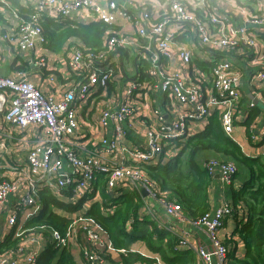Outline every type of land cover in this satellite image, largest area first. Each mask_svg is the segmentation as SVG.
<instances>
[{
    "label": "built area",
    "instance_id": "2783aa9c",
    "mask_svg": "<svg viewBox=\"0 0 264 264\" xmlns=\"http://www.w3.org/2000/svg\"><path fill=\"white\" fill-rule=\"evenodd\" d=\"M105 1L106 5L102 6L99 0H40L38 10L28 20H20L18 24L17 48L20 51L34 50L44 45L45 37L38 18L45 14V10L47 17L54 20L68 18L72 12L86 11L92 16V21L112 29L105 33L103 51L84 53L85 50L81 48L72 51L66 66L81 79L67 87L60 101L43 94L24 77L14 80L0 75V114L3 121L21 130L37 127L45 135L42 146H34L28 151L26 168L20 172V176L0 182V214L7 198L16 192L19 183L26 188L18 203V213L21 215L13 214L7 219L10 228L16 226L20 219L28 220L39 213L42 207L41 191L49 190L59 199L76 203L92 193L98 175L104 177L105 190L109 194L136 190L142 195L144 191L147 195H142L144 206L140 214L147 213L146 202L151 199L163 207L168 217L183 221L181 206L174 199H168L166 194L158 192L144 174L142 166L165 162L172 155L170 151L163 154L167 143L187 137L192 124L206 123L214 113H217L224 133L232 138L240 100L238 73L228 61L220 60L214 63L209 76L206 75L192 65L191 51L176 45L175 38L177 35L187 38L188 34H192L196 45L209 52L225 55L247 52L258 56L262 51L257 36L250 33L248 27L263 31L264 15L247 17L245 26L233 28L215 15H208V18L205 17L207 20L199 18L182 0H169L166 3L156 0ZM119 19L131 23L135 36L140 39L139 55L146 63L148 80H138L137 74L136 79L124 87L114 108L106 101L101 102L98 127L102 133L112 128L114 135L102 138L88 156L78 157L69 146L71 138L78 131L77 103L84 101L91 90L101 97L107 95L109 83L118 70L121 72L112 60L120 50L129 46L127 37L119 29ZM263 55L259 61L255 60L258 68L250 80L254 86L264 84ZM172 56H176L183 65V71L165 67L164 61ZM153 92L164 94L171 102L187 108L172 117L169 123L165 121L169 114L165 115L161 108H154L151 116L155 120V128L146 132L144 147L128 149L121 144L125 134L122 126L136 111L133 100L137 98L144 103ZM93 107L96 108L95 104ZM256 138L254 136V142ZM261 156L264 159V150ZM206 168L209 174L218 176L226 186L233 183L237 172L232 163L210 161ZM240 211L242 217L238 218ZM237 212L238 220L245 219L242 208ZM235 213L232 204L223 202L213 212L197 221L188 222L205 231L207 246H193L180 238L178 247L192 250L196 254L197 264H228V247L219 237V231L225 219ZM130 223L126 224L127 230ZM77 230L83 235V244L77 243ZM24 233L19 227L13 238L22 237ZM26 234L27 238L14 249L0 252V264H35L46 245L47 234L57 247L70 245L77 250L85 264H110L106 256L107 252L113 251L112 247L102 238L100 227L81 214L73 217L71 228L65 236L44 226L29 230ZM119 252L124 253V250Z\"/></svg>",
    "mask_w": 264,
    "mask_h": 264
},
{
    "label": "crops",
    "instance_id": "0c3cea01",
    "mask_svg": "<svg viewBox=\"0 0 264 264\" xmlns=\"http://www.w3.org/2000/svg\"><path fill=\"white\" fill-rule=\"evenodd\" d=\"M187 8L192 10L199 18L207 20L208 15H215L227 26L236 28L245 26L247 17L254 15H264V0H182ZM40 0H21L15 2L13 0H0V75L6 78L20 80L24 77L29 83L36 86L43 94L52 96L55 101H60L67 87L79 82L78 75L67 69L66 62L71 53L75 49L81 48L80 43L72 40L69 42L70 47L64 48L60 53H53L43 46H38L34 50L20 51L17 48L18 41V24L20 20H26L34 11L38 10ZM100 5L105 6V0H99ZM24 10V15L19 13V10ZM30 11V12H29ZM29 12V13H28ZM42 17H47V10ZM41 14V13H40ZM207 17V18H205ZM51 19V18H48ZM70 21L88 24L92 21V16L89 12L79 11L72 12L68 18ZM54 20V19H52ZM118 26L121 32L127 37L129 46L125 49L124 57L119 53L114 57L113 65H118L119 70L116 72L113 80L107 88V95L110 94L111 99L107 101V105L115 107L119 96L125 86L132 80H135L138 73L137 62H142L138 45L140 39L135 36L133 26L124 19H119ZM248 31L256 34L259 48L262 53L258 56L249 55L247 52H241L233 55H226L222 60L231 63L232 68L238 73L237 89L240 94V100L236 109V118L233 127L232 140L241 148L242 152L248 157L261 156L264 148V84L254 86L251 84V77L257 70L255 60L261 58L264 53V30H255L248 27ZM175 44L181 45L191 51L192 65L196 66L195 61L212 62L214 56L206 49L196 45L192 34H188L185 38L183 35H177ZM183 36V37H182ZM175 49V48H173ZM264 56V55H263ZM258 57V58H257ZM131 60V71L133 74L129 76L125 70V64ZM165 67L171 70L183 71L185 68L180 64L176 56H172L168 61H164ZM117 67V68H118ZM199 69V68H198ZM203 72V71H202ZM186 73H189L187 71ZM204 74V73H203ZM111 87V88H110ZM115 94V95H114ZM100 95L92 93V90L84 101L77 103V120L78 131L71 138L70 148L78 157H85L94 151L95 145L102 138L112 137L114 135L112 128L106 132H101L98 127V117L101 102H96L97 98L92 96ZM101 97V96H100ZM142 99V98H141ZM146 102L142 103L135 98L136 111L123 123L125 132L121 144L128 149L134 147H144L146 143V132L150 128H155V120L151 116V111L154 108H161L165 115L169 117L165 120L171 122L172 117L180 114L187 107L179 106L169 100L164 94L153 92L149 95ZM93 104L96 106L97 119L92 124ZM147 107H145V105ZM254 107V121L249 126V129L244 126L246 118ZM205 125L194 123L190 126L188 135L195 131H200ZM249 132V135L246 133ZM254 136L257 141L254 142ZM45 140V135L42 129L37 127H29L21 130L3 121V115L0 114V182L6 179H14L20 176V172L26 168V156L28 151L34 146H42ZM105 158L107 157L104 154ZM214 183L209 189L210 211L213 212L223 202L231 203L229 197L230 189L237 191L240 188V182L234 180L229 186L222 184L219 179L214 176ZM26 191L25 185L19 183L16 192L10 195L0 214V242L12 232L18 230L19 227L26 221L20 219L16 226L10 228L7 225V219L13 214L18 213V203L22 195ZM94 200H99L97 194ZM148 211L147 215L159 225L166 226L178 238H184L193 246H207V237L205 231L201 228L193 227L184 219L179 221L168 217L162 206L156 201L147 200ZM244 209V208H243ZM238 212L235 214L237 215ZM184 215V214H183ZM242 217L241 211L237 215ZM237 220L235 216L225 219L223 227L219 231V237L224 241L231 238V234L236 228ZM14 234V233H13ZM28 234H24L20 239L25 240ZM237 242V257L243 256V245L235 236L232 238ZM178 249H184L179 248ZM130 252L141 254L145 257L156 259L160 264L158 255L151 253L144 243L137 241L128 245ZM75 252L77 254H75ZM72 254L78 264H84V261L77 250L73 248Z\"/></svg>",
    "mask_w": 264,
    "mask_h": 264
},
{
    "label": "trees",
    "instance_id": "16d2710c",
    "mask_svg": "<svg viewBox=\"0 0 264 264\" xmlns=\"http://www.w3.org/2000/svg\"><path fill=\"white\" fill-rule=\"evenodd\" d=\"M156 1L166 3L169 0ZM24 12L19 10L22 16H25ZM38 24L45 37L44 48L53 53H60L64 48L70 47L69 42L72 40L80 43L81 49L85 50L84 53L101 52L104 50L105 33L112 29L95 21L81 24L68 19L52 20L42 16L38 18ZM120 54L124 57L125 50H120ZM212 55L214 56L212 62L195 61L196 67L208 76L214 63L226 57L220 53ZM136 66L137 79L147 81L145 61L137 62ZM255 115L253 107L244 122L247 130ZM246 133L250 137L249 132ZM168 151L172 155L165 162L159 161L155 165L142 167L144 174L156 186L158 192L166 194L168 199H174L181 206L188 222L197 221L211 212L209 189L215 180L206 168L207 163L216 161L236 166L234 180L240 182V188L237 191L230 189L229 197L236 212L239 208H244L245 219L238 220L235 214L236 228L231 238L224 240L228 247V264H264L262 156H246L224 133L217 113L207 119L200 131L179 140L169 141L163 148V154ZM96 194L99 200H94ZM40 198L42 207L39 213L26 220L20 227V230L25 231L24 234L44 226L65 236L71 228L73 217L81 214L83 218L91 219L100 227L102 238L112 247L113 251L107 252L106 256L110 264H159L156 259L127 250L128 245L137 241H141L151 253L158 255L162 264H197L196 254L192 250L178 249L179 240L171 230L159 225L144 213L140 214L144 199L138 191L122 190L115 195L109 194L105 190V179L102 175L97 176L92 193L76 203L59 199L46 189L41 191ZM89 202L90 205H86ZM109 209L112 210L111 213L108 212ZM128 222H131L129 230L126 229ZM14 230L1 243L0 252L14 249L21 241V237L13 238ZM47 236L46 245L35 264H78L70 245L59 248L49 240L48 234ZM235 236L243 245L242 257H237V242L232 239ZM76 240L79 244L85 242L79 230L76 233ZM120 250H124V253L119 252ZM104 252L106 253V250Z\"/></svg>",
    "mask_w": 264,
    "mask_h": 264
},
{
    "label": "rangeland",
    "instance_id": "374dc122",
    "mask_svg": "<svg viewBox=\"0 0 264 264\" xmlns=\"http://www.w3.org/2000/svg\"><path fill=\"white\" fill-rule=\"evenodd\" d=\"M124 67H125V70H127V72L129 73V76H131L133 74V71H131V68H132V66H131V60H129V62H127ZM105 97H100V95H95V96H92V99L93 98H97V101L98 102H101V101H106L107 102V101H109L111 99L110 94L109 95H106ZM96 119H97V112H96V108L93 107V110H92V124L96 122ZM195 132H193V133H195ZM86 205L89 206L90 205V202L87 203ZM75 254H77V253L75 252Z\"/></svg>",
    "mask_w": 264,
    "mask_h": 264
},
{
    "label": "water",
    "instance_id": "95a60500",
    "mask_svg": "<svg viewBox=\"0 0 264 264\" xmlns=\"http://www.w3.org/2000/svg\"><path fill=\"white\" fill-rule=\"evenodd\" d=\"M215 178L217 179L218 176H215ZM142 195L145 197L147 194L144 191H142Z\"/></svg>",
    "mask_w": 264,
    "mask_h": 264
}]
</instances>
